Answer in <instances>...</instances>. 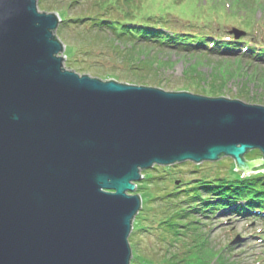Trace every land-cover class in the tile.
<instances>
[{
	"label": "water",
	"instance_id": "obj_1",
	"mask_svg": "<svg viewBox=\"0 0 264 264\" xmlns=\"http://www.w3.org/2000/svg\"><path fill=\"white\" fill-rule=\"evenodd\" d=\"M38 3L0 0V264H131L144 169L264 165V105L68 69Z\"/></svg>",
	"mask_w": 264,
	"mask_h": 264
},
{
	"label": "rangeland",
	"instance_id": "obj_2",
	"mask_svg": "<svg viewBox=\"0 0 264 264\" xmlns=\"http://www.w3.org/2000/svg\"><path fill=\"white\" fill-rule=\"evenodd\" d=\"M78 1L39 0L38 6L41 11L58 13L61 19H63L61 9L68 4H70L67 7L69 17L76 18L88 10L92 12L95 0ZM141 2L144 6L167 8L169 10L167 16L180 27L193 24L188 23L189 20L182 16H187L188 19H194L196 22H207L205 31L209 32L217 29H221L222 32L228 31L235 26L245 29L244 25L246 26V21H249L251 34L248 37H255L257 42L264 44V0H141ZM55 34L65 44L61 54L65 56L64 66L80 74L88 73L102 79L114 78L121 82L156 86L166 90H189L213 96L191 89L190 84L195 87L192 80L200 77L209 80L215 76V73L217 75L219 73V76L225 73L226 87L222 93H219L220 95L264 105L263 61L259 62L248 56L241 57L242 55L179 52L142 44L132 46L131 40L128 42L125 39H118L111 28L102 30L97 26L83 25L73 20L70 23H63L61 20ZM156 65H162V68L159 69ZM185 71L190 75H186ZM201 85L207 90L211 83ZM226 158L230 157L202 163L189 160L178 162L169 165L172 166L171 174L163 171L162 168H156L163 166L160 164L144 169V177L150 176V173L156 176L164 174V176L159 180L154 178L149 181L143 178L137 182V189L130 192L142 195L143 208L147 216L146 220H142V216L139 217L138 213L134 224L137 220L149 227L146 231H136V233L132 231L130 235L132 249L135 242L134 245L141 254L157 261L173 252H177L182 257L188 249L187 244L192 243L198 233L205 232L209 235V241L214 248H223L226 245L234 247V250L231 248L230 250L236 255L240 264H264V220L247 219L231 213L224 216L222 212L212 217L206 216L201 211L190 212L186 217L176 220L179 224L177 229L185 233L183 232L179 236L180 240L175 242L172 233L157 228L159 224L152 221L153 215L156 216L155 220H160L164 215L161 213L170 215L175 212V205L161 198L148 203L149 197L161 196L173 191L183 180L192 179L197 182L195 179L206 173H225L232 162ZM181 197L184 196L181 194ZM173 199L177 201L176 198ZM177 203L181 206L179 209L183 211L193 209L191 205H194L180 201ZM134 252L135 249L133 255Z\"/></svg>",
	"mask_w": 264,
	"mask_h": 264
},
{
	"label": "trees",
	"instance_id": "obj_3",
	"mask_svg": "<svg viewBox=\"0 0 264 264\" xmlns=\"http://www.w3.org/2000/svg\"><path fill=\"white\" fill-rule=\"evenodd\" d=\"M72 1L79 2L78 0ZM69 5L61 9L63 10L61 12L63 23H70L73 20L77 23L81 22L83 25L97 26L102 30L111 28L118 39H125L128 42L131 40L132 46L142 44L179 52L219 53L227 56L242 55L241 57L248 56L259 62H264V44L257 42L255 37H248L251 34L249 21H246L247 27L244 25L248 35L235 39L230 34V30L223 32L221 29L211 32L205 31L208 26L207 22H196L194 19H188L187 16H182V18L193 24H186L183 27L177 26L175 21L167 16L169 13L167 8L144 6L141 0H95L92 12L88 10L76 18L69 17L67 8ZM156 66L159 69L162 68V65ZM185 74L190 75L188 71H185ZM247 78L249 79L248 76ZM208 82L211 85L206 90L201 84ZM192 83L195 84V87L190 84L191 89L218 96L226 87V75L221 73L219 76V73L218 75L215 73V76L209 80L200 77V79H193ZM262 157L263 153L260 149H252L245 156L250 161ZM226 159L232 160V162L229 170L225 173H206L195 179L197 182L192 181V179L183 180L180 185L175 186V190L168 191L161 196L149 197L148 203L161 198L167 199L175 205V212L170 215L161 213L164 215L160 220H155L156 216H152V221L159 224L157 228L160 227L159 229L173 234L174 242L180 240L179 236L184 232L177 229L179 224L176 220L180 217H186L187 213L190 212L201 211L210 217L222 212L224 216L231 213L247 219L264 220V171H262L264 165L255 167L256 172L244 175L242 171L236 170V163L232 158ZM171 167L156 168H162L163 171L171 174ZM162 176L164 174L156 176L150 173V176L144 178L147 181L154 178L159 180L163 178ZM181 194L185 198L181 197L183 198L181 199ZM173 198H176L177 201H173ZM178 201L194 204L191 205L193 209L187 211L179 209L181 206L177 203ZM141 216L142 220L147 219L144 208L139 213V217ZM147 228L149 227L136 220L133 232L146 231ZM193 240L192 243L187 244L188 249L182 257L177 252H173L169 256L165 255L160 261L141 254L134 242L133 249L135 252L131 264H240L232 252L234 247L231 245L214 248L209 241V235L205 232L198 233Z\"/></svg>",
	"mask_w": 264,
	"mask_h": 264
}]
</instances>
